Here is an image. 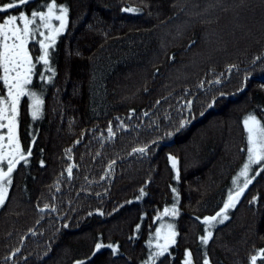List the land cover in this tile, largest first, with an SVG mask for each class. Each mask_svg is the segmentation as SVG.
Masks as SVG:
<instances>
[{
    "label": "trees",
    "instance_id": "obj_1",
    "mask_svg": "<svg viewBox=\"0 0 264 264\" xmlns=\"http://www.w3.org/2000/svg\"><path fill=\"white\" fill-rule=\"evenodd\" d=\"M50 2L30 0L0 22ZM56 3L69 8L68 23L28 85L40 115L28 96L18 106L31 155L0 206V264H184L186 252L192 264H264L260 166L229 218L204 223L247 158L243 121L264 126V0ZM29 50L35 63L39 44ZM173 206L177 215H166ZM164 215L176 243L155 256Z\"/></svg>",
    "mask_w": 264,
    "mask_h": 264
},
{
    "label": "snow or ice",
    "instance_id": "obj_2",
    "mask_svg": "<svg viewBox=\"0 0 264 264\" xmlns=\"http://www.w3.org/2000/svg\"><path fill=\"white\" fill-rule=\"evenodd\" d=\"M29 2L30 0H10V2L0 6V13H5L9 9L20 8ZM123 11L135 13L139 9L125 8ZM68 14V7L64 5L58 6L56 0H52V2L46 3V11H32L30 14L20 11L18 15H8L6 19L0 22V71H2L0 80L3 81L7 88L6 97L0 93V129H7L6 136L0 135V164L6 161L7 168V171H4L0 167V206H3L7 199L8 186L12 183V173L16 165L20 161L27 163V157L31 155V149L28 150L27 154L22 151L17 135L18 106L21 97L28 96L32 99L31 115L33 119L38 118L43 101L35 92L29 89L28 85L32 83L33 70L37 63L43 62V65H49V49L55 45L57 36L65 30L68 23ZM54 20L59 22L58 26L53 24ZM41 29L46 30L47 34ZM37 36L42 37V39H37ZM30 41H35L39 44V50L42 52L36 58L35 63L28 47ZM49 70L51 71V69ZM52 75H55V73L53 72ZM40 78L44 79V75L41 74ZM48 79L50 80L51 77H48ZM209 106L211 107V105ZM243 123L247 130L248 143L247 162L239 173L240 177H244L243 187H239L234 194L229 192L228 200L219 212L213 216L204 217V223L209 225V228L214 223H223L229 218L227 211L235 207L236 201L252 182L248 179L252 166L259 165L260 171H264V126L261 125L260 120H257L252 115H249ZM181 127H183V124ZM109 132H111V129H109ZM5 140H7V145L4 144ZM134 151L144 153L145 148ZM170 159L172 167L176 168V159L174 157H170ZM41 164L43 165V161H41ZM67 171L71 175L72 168L69 167ZM256 174L259 175V171ZM165 214L175 216L177 215V210L173 208L169 212L168 209H165ZM167 227L169 231L164 237L165 242L157 245L159 251L155 253V256H164L168 252L169 244L176 243L177 233L172 231V225ZM156 231L159 237L161 230L157 229ZM212 236V231H207V234L200 238L201 243L208 244ZM101 247L103 245H96L97 250ZM108 247L112 246L108 245ZM191 255V252H186L188 258L184 261V264H192ZM260 255L264 257V249L260 250ZM256 261L257 256H252L251 264H256ZM78 264H83V262H78ZM203 264H209V260L205 258Z\"/></svg>",
    "mask_w": 264,
    "mask_h": 264
},
{
    "label": "rangeland",
    "instance_id": "obj_3",
    "mask_svg": "<svg viewBox=\"0 0 264 264\" xmlns=\"http://www.w3.org/2000/svg\"><path fill=\"white\" fill-rule=\"evenodd\" d=\"M53 24L55 25V26H58L59 25V22L58 21H53ZM41 31H45L46 32V30H44V29H41ZM46 34H47V32H46ZM40 39H42V37H40ZM28 47H29V45H28ZM30 51V50H29ZM40 98V97H39ZM41 99V98H40ZM31 104H32V99H31ZM31 112H32V108H31ZM5 123H6V121H5ZM0 135H7V129L5 128V129H0ZM4 144L5 145H7V140H5L4 141ZM247 162V158H246V160L244 161V163L242 164V166H241V168L238 170V172L236 173V175L234 176V178H233V180H232V189H231V192L234 194L237 190H238V188L239 187H243V181H244V177H240L239 176V173L241 172V170H242V168H243V165L245 164ZM257 166H259V165H253L252 166V168H251V170L249 171V175H248V179L249 180H251L252 179V177H253V175L255 174V172H256V168L258 169V167ZM0 167H2L3 168V170L4 171H6V161L3 163V164H0ZM254 170H255V172H254ZM235 181V182H234ZM8 189H9V186H8ZM229 194V193H228ZM228 196V195H227ZM242 196V195H241ZM240 196V197H241ZM240 199V198H239ZM238 199V200H239ZM227 200H228V197H227V199H226V201L225 202H227ZM238 200L236 201V203L238 202ZM224 202V203H225ZM224 205V204H223ZM223 205H222V207H223ZM236 205V204H235ZM221 207V208H222ZM173 208H174V206H173ZM173 208H171V209H173ZM233 208H230L228 211H227V215H228V217L230 216V211L232 210ZM220 211V210H219ZM168 225H172V231H175V228H174V224H173V222L171 221V219L170 218H168L167 216H163L162 217V220H161V223H160V225H159V227H158V229H160L161 231H160V235H159V237L160 238H163L164 239V237H165V235L168 233V231H169V229H168Z\"/></svg>",
    "mask_w": 264,
    "mask_h": 264
}]
</instances>
